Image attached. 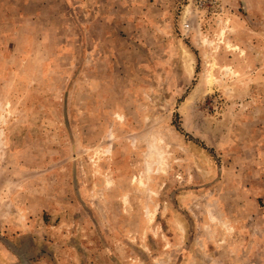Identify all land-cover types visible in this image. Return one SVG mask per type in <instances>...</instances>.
<instances>
[{"label":"rangeland","instance_id":"1","mask_svg":"<svg viewBox=\"0 0 264 264\" xmlns=\"http://www.w3.org/2000/svg\"><path fill=\"white\" fill-rule=\"evenodd\" d=\"M0 264H264V0H0Z\"/></svg>","mask_w":264,"mask_h":264}]
</instances>
